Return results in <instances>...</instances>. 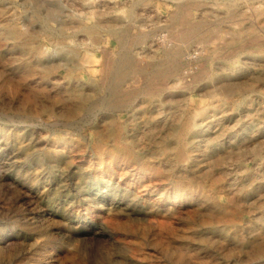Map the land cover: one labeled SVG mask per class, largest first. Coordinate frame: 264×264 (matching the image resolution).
Returning <instances> with one entry per match:
<instances>
[{
	"label": "rangeland",
	"instance_id": "obj_1",
	"mask_svg": "<svg viewBox=\"0 0 264 264\" xmlns=\"http://www.w3.org/2000/svg\"><path fill=\"white\" fill-rule=\"evenodd\" d=\"M99 2L103 40L81 0H0V264H264V0Z\"/></svg>",
	"mask_w": 264,
	"mask_h": 264
},
{
	"label": "bare ground",
	"instance_id": "obj_2",
	"mask_svg": "<svg viewBox=\"0 0 264 264\" xmlns=\"http://www.w3.org/2000/svg\"><path fill=\"white\" fill-rule=\"evenodd\" d=\"M77 1V0H76ZM94 1V0H93ZM93 1H91V0H81V4H80V6H81V8L77 11L78 13H75L74 15H76V18L78 19V24H80V31H82V32H84V33H86L87 35H89L88 37H90V36H93V35H95L96 36V38L97 39H102V35L100 34V32H99V29H100V27H101V25L100 24H94V25H87V23L85 22L86 20L88 21V20H90V18L91 17H93V16H95V15H97V16H99V15H103L104 13V11H105V6H104V4H102V3H100L99 2V0H97V2L95 3V2H93ZM96 1V0H95ZM32 3V2H31ZM72 3H73V1H72ZM111 3V2H110ZM39 4V3H38ZM71 4V3H70ZM26 6V5H25ZM54 6V7H53ZM34 7V6H33ZM69 7H70V5H69ZM100 8V10H97V8ZM187 8V7H186ZM48 10H47V14L45 15V17H47L46 19H45V21L46 22H48V21H50V20H54L55 19V17L53 18V13L55 12V11H58L59 9H60V6H57V5H55V4H51V7L48 5V8H47ZM87 10V11H86ZM180 10V9H179ZM185 10V9H184ZM183 10V11H184ZM106 11H107V9H106ZM187 11V10H186ZM39 12V11H38ZM46 12V11H45ZM2 14V13H1ZM183 15V14H182ZM181 15V16H182ZM185 15V14H184ZM183 15V16H184ZM44 15H42L41 16V14H38V17H43ZM180 16V17H181ZM189 16V15H188ZM101 18V17H100ZM178 19V18H177ZM188 19V18H187ZM85 20V21H84ZM101 20V19H100ZM104 20V19H103ZM180 20H182V19H180ZM7 21V20H6ZM177 21V20H176ZM175 21V22H176ZM44 22V21H43ZM42 22V23H43ZM181 22V21H180ZM46 24V23H45ZM105 24V23H104ZM111 24V23H110ZM109 24V25H110ZM11 26V25H10ZM48 26V25H47ZM66 26V20L65 19H62V20H60V21H58V23H57V26H56V28H49L48 29V31L51 33V34H54V35H56L57 36V39H58V41L59 42H62L63 41V39H69L68 37V35H66L65 34V29H64V27ZM79 26V25H78ZM114 26V25H113ZM116 26V25H115ZM51 27V26H50ZM107 32V31H106ZM23 34L24 33H22L19 29H17V27H15V26H11V27H9L8 28V30H7V34H6V36H7V38H9L10 40L11 39H13V40H17V39H21L22 38V36H23ZM26 35V34H25ZM27 36V35H26ZM105 37V36H104ZM24 39H27V38H24ZM169 39V38H168ZM12 40V41H13ZM103 40V39H102ZM101 41V40H100ZM168 42V41H167ZM167 42H165V43H167ZM100 43V42H99ZM169 43V42H168ZM29 44H31V43H29ZM92 44V43H91ZM262 44V43H261ZM95 45V44H94ZM98 45V44H97ZM96 45V46H97ZM173 45V44H172ZM176 45V44H175ZM178 45V44H177ZM33 46H35V45H33ZM164 46H166V48L168 47V45H164ZM179 46V45H178ZM31 47V46H30ZM205 47V46H204ZM164 48V47H163ZM170 48H171V46H170ZM89 49H90V45L89 44H85V47H84V55H85V58L83 59V62H89L90 60H91V57L89 56L90 55V53L91 52H89ZM168 49V48H167ZM40 50V49H39ZM166 50V49H165ZM170 50V49H169ZM34 52V51H33ZM33 52H32V54H33ZM36 52V51H35ZM38 53H39V51H38ZM182 53V52H181ZM166 54V53H165ZM183 54V53H182ZM44 55V54H43ZM33 56V55H32ZM36 57V56H35ZM166 57V56H165ZM168 58H170V57H168ZM95 59V58H94ZM108 59V58H107ZM128 59V58H127ZM81 60V59H80ZM141 60V59H140ZM82 61H81V63H83ZM125 62V61H124ZM123 63V62H122ZM121 63V64H122ZM29 64V63H28ZM112 64V63H111ZM113 64H114V62H113ZM35 65H36V67H38V68H40V69H43V70H45V72H46V74L47 73H49V70H52V69H55V68H57L58 67V65L57 64H55V63H48L47 65H43V58L41 57V56H38L37 55V57H36V61H35ZM115 65V64H114ZM124 65V66H123ZM122 66L121 65H119V68H118V70L116 71V72H114V74H115V78H114V82H115V86H111V85H109V87H108V91H109V96L107 95V96H105V99L106 100H108L109 98H110V100H111V103H109V108H111V110L112 111H118L119 109H120V107H122L123 105L122 104H124L123 102H125V98H127V96H126V94L123 92V90H122V88H121V86H119V84L123 81V79H125V77L127 76V75H130V74H138L139 72H140V68H138V69H140V70H137V69H132L131 71H124V70H122V68L123 67H127L129 64H128V62H127V60H126V62L123 64ZM130 65H131V63H130ZM107 66V65H106ZM109 66V65H108ZM132 66V65H131ZM61 67V66H60ZM64 67V66H63ZM184 67V66H183ZM68 68V67H67ZM87 68V67H86ZM142 68V67H141ZM182 68V67H181ZM35 69V68H34ZM65 69V68H64ZM88 70H89V68H87ZM190 69V68H189ZM32 70V69H31ZM106 70V69H105ZM128 70V69H127ZM2 71V70H1ZM3 72V71H2ZM32 72V71H31ZM178 72V71H177ZM1 73V72H0ZM75 73V72H74ZM108 73V72H107ZM148 73V72H147ZM170 73V72H169ZM44 74V73H43ZM179 74V73H178ZM30 75H32V74H30ZM88 75V74H87ZM181 75V74H180ZM110 76H111V72H110ZM149 76V75H148ZM147 76V77H148ZM171 76V75H170ZM73 77V76H72ZM77 77H78V75H77ZM175 77V76H174ZM177 77H179L178 75H177ZM79 78H81V77H79ZM96 78V77H95ZM108 78H110V77H108L107 76V79ZM143 78H144V75H143ZM146 78V77H145ZM154 79V78H153ZM86 80H88V79H86ZM94 80V79H93ZM101 80V79H100ZM144 80V79H143ZM176 81H178L179 80V78H176L175 79ZM75 81V80H74ZM163 81V80H162ZM166 81V80H165ZM180 81V80H179ZM109 82V81H108ZM125 82V81H124ZM144 82V81H143ZM52 83V82H51ZM139 83H140V80L138 79V80H136V81H133L131 84H133L132 85V87L131 88H133V90H131V91H133L134 92V90H136V88H138L139 86ZM163 83V82H162ZM167 83V82H166ZM74 84V83H73ZM98 84V83H97ZM102 84V83H101ZM103 84L104 85H106L107 84V80L105 79L104 81H103ZM172 84V83H171ZM152 85H153V83L151 84H149V86L145 89V92H146V94H151V93H154V90H156V88H154V87H152ZM181 85H183V84H181ZM180 85V86H181ZM96 86V85H95ZM104 87V86H103ZM176 87V86H175ZM184 87V86H183ZM182 87V88H183ZM217 87V86H216ZM83 88V86H81V87H79V89H77V90H73V93H72V95H73V97H76L77 99H79V101L81 100V99H85V96H87V94L84 92V90L82 89ZM87 88V87H86ZM107 88V87H106ZM128 88V87H127ZM130 88V89H131ZM168 88V87H167ZM170 88V87H169ZM179 88V87H178ZM181 88V89H182ZM240 88H242V87H240ZM170 89H172V88H170ZM243 89V88H242ZM107 90V89H106ZM233 90V89H232ZM71 91V90H70ZM141 91H143V90H141ZM183 91V90H182ZM243 91V90H242ZM87 92V91H86ZM125 92H126V90H125ZM137 92V91H136ZM159 92V91H158ZM234 92V91H233ZM38 93V92H37ZM104 93V92H103ZM246 93V92H245ZM157 94V93H156ZM161 94V93H160ZM233 94V93H232ZM128 95H130V94H128ZM132 95V94H131ZM134 95V94H133ZM137 95V94H136ZM153 95V94H152ZM228 95H229V93H228ZM145 97V96H144ZM148 97V96H147ZM246 97V96H245ZM129 98V97H128ZM151 98V97H150ZM181 98V97H180ZM186 98V97H185ZM101 99V98H100ZM99 99V100H100ZM133 99V98H132ZM138 99V98H137ZM67 100V99H66ZM135 100V99H134ZM149 100V99H148ZM247 100V99H246ZM129 101V100H128ZM108 102V101H107ZM129 103V102H128ZM131 103V102H130ZM146 104V103H145ZM188 104V103H187ZM104 105V104H103ZM107 104H105V106H106ZM122 105V106H121ZM134 105V104H133ZM139 105V104H138ZM218 105V104H217ZM127 106V105H126ZM126 106H125V108H126ZM191 106V105H190ZM214 106V105H213ZM216 106V105H215ZM130 107H131V105H130ZM108 108V109H109ZM134 108V107H133ZM140 108V107H139ZM200 108V107H199ZM207 108V107H206ZM205 108V109H206ZM141 109V108H140ZM185 109H187V108H185ZM210 109V108H209ZM198 110V109H197ZM228 110V109H227ZM41 111V110H40ZM120 111V110H119ZM183 111V110H182ZM199 111V110H198ZM197 111V112H198ZM44 112V111H43ZM133 112V111H132ZM158 112V111H157ZM186 112V111H185ZM196 112V113H197ZM206 112H207V109H206ZM187 113V112H186ZM201 113V112H200ZM182 114V113H181ZM192 114V113H191ZM80 115V114H79ZM165 115V114H164ZM173 115V114H172ZM175 115V114H174ZM173 115V116H174ZM187 115V114H186ZM186 115H184L183 114V116H186ZM149 116V115H148ZM182 116V115H181ZM195 116V115H194ZM198 116H199V114H198ZM226 116V115H225ZM153 117H155L154 115H153ZM163 118V117H162ZM168 118H169V116H168ZM182 118V117H181ZM136 119V118H135ZM194 119H196V118H194ZM137 120V119H136ZM161 120V119H160ZM175 120V119H174ZM188 120H190V119H188ZM171 122V121H170ZM201 122V121H200ZM221 122V121H220ZM150 123V122H149ZM152 123V122H151ZM134 124H136V123H134ZM159 124V123H158ZM179 124H180V122H179ZM256 124V123H255ZM119 125H120V123H119ZM188 125V124H187ZM159 126V125H158ZM157 126V127H158ZM213 126V125H212ZM222 126V125H221ZM115 127V126H114ZM118 127V126H117ZM133 127V126H132ZM164 127V126H163ZM178 127V126H177ZM176 127V128H177ZM123 128H124V126H123ZM135 128V127H134ZM155 128V127H154ZM160 128V127H159ZM182 128V127H181ZM183 128H185L184 126H183ZM262 128V127H261ZM156 129V128H155ZM154 129V130H155ZM165 129V128H164ZM186 129V128H185ZM184 129V130H185ZM254 129H256V128H252V130H254ZM183 130V129H182ZM203 129L202 128H200L199 127V129L198 130H196V133H198V134H200V132L202 131ZM133 131V130H132ZM151 131V130H150ZM188 131V130H187ZM214 131V130H213ZM100 131H98V134H100L99 133ZM113 132V131H112ZM142 132V131H141ZM147 132V131H146ZM182 132V131H181ZM185 132H186V130H185ZM260 132H264V129H261L260 131H258V133L260 134ZM154 133V132H153ZM152 133V134H153ZM228 133V132H227ZM175 134V133H174ZM177 134V133H176ZM180 135V134H179ZM125 136H127V134L125 135ZM178 136V135H177ZM177 136H175V138L177 137ZM183 136H185V135H183ZM196 136V135H195ZM198 136V135H197ZM213 136V135H212ZM235 136V135H234ZM121 137V136H120ZM151 137V136H150ZM179 137V136H178ZM227 137V136H226ZM138 138V137H137ZM149 138V137H148ZM210 138H211V136H210ZM213 138V137H212ZM123 139H124V137H123ZM202 139V138H201ZM125 140V139H124ZM187 140V139H186ZM167 141V140H166ZM183 141V140H182ZM223 141V140H222ZM221 141V142H222ZM117 142V141H116ZM116 142H114V143H116ZM120 142V141H119ZM127 142V141H126ZM176 142V141H175ZM227 142V141H226ZM264 142V141H263ZM161 143V142H160ZM159 143V144H160ZM183 143V142H182ZM100 144V143H99ZM104 144V143H103ZM102 144V145H103ZM120 144V143H119ZM127 144V143H126ZM164 144V143H163ZM209 144V143H208ZM207 144V145H208ZM138 145V144H137ZM162 145V144H161ZM133 146V145H132ZM159 146V145H158ZM158 146L156 147V148H158ZM168 146V145H167ZM182 146H184V145H182ZM103 147V146H102ZM118 147V146H117ZM125 147V146H124ZM127 147H128V144H127ZM139 147V146H138ZM145 147V146H144ZM163 147H165V146H163ZM162 147V148H163ZM229 147V146H228ZM141 148V147H140ZM161 148V147H160ZM167 148V147H166ZM237 148V147H236ZM46 149V148H45ZM51 149V148H50ZM147 149V148H146ZM184 149V148H183ZM206 149V148H205ZM204 149V150H205ZM208 149H210V148H208ZM31 150V149H30ZM37 150V149H36ZM119 150H121V149H119ZM149 150V149H148ZM226 150V149H225ZM235 150H238V148L237 149H235ZM56 151V150H55ZM125 151V150H124ZM128 151V150H127ZM164 151V150H163ZM171 151V150H170ZM184 151V150H183ZM186 151V150H185ZM203 151V150H202ZM256 151V150H255ZM46 152V151H45ZM182 152V151H181ZM191 152V151H190ZM216 152V151H215ZM239 152V151H238ZM35 153V152H34ZM37 153V152H36ZM40 153V152H39ZM47 153V152H46ZM50 153H57V151L56 152H54V150L52 151V152H50ZM59 153V152H58ZM140 153V152H139ZM174 153V152H173ZM61 154V153H60ZM126 154V153H125ZM130 154V153H129ZM162 154V153H161ZM187 154V153H186ZM241 154V153H240ZM256 154V153H255ZM41 155V154H40ZM49 155V154H48ZM150 155H151V152H150ZM149 155V156H150ZM185 155V154H184ZM208 155H210V154H208ZM223 155V154H222ZM227 155H229V154H227ZM242 155V154H241ZM244 155V154H243ZM144 156V155H143ZM169 156V155H168ZM181 156L182 155H180L179 157H178V161H177V164H179V162L180 161H182V160H184V159H181ZM38 157V156H37ZM44 157H45V155H44ZM54 157V156H53ZM129 157V156H128ZM134 157V156H133ZM132 157V158H133ZM176 157V156H175ZM188 157V156H187ZM223 157V156H222ZM145 158V157H144ZM168 158V157H167ZM228 158H230V157H228ZM248 158V157H247ZM148 159V158H147ZM171 159H172V157H171ZM176 159V158H175ZM180 159V160H179ZM188 159V158H187ZM59 161V160H58ZM141 161V160H140ZM219 161V160H218ZM217 161V162H218ZM164 162V161H163ZM227 162V161H226ZM225 162V163H226ZM241 162V161H240ZM146 163H147V161H146ZM164 163H166V162H164ZM221 162H219V164H220ZM145 164V163H144ZM185 164V163H184ZM166 165V164H165ZM196 165V164H195ZM208 165V164H207ZM158 166V165H157ZM217 166V165H216ZM169 167V166H168ZM171 167V166H170ZM160 168V167H159ZM183 168V167H182ZM180 169V168H179ZM217 169V168H216ZM203 170H206V169H203ZM225 171V170H224ZM203 172V171H202ZM207 172V171H206ZM142 173H143V171H142ZM145 173V172H144ZM169 173V172H168ZM158 174V173H157ZM181 174V173H180ZM204 174V173H203ZM138 175V174H137ZM145 175V174H144ZM188 175V174H187ZM187 175H185V176H187ZM214 175V174H213ZM201 176V175H200ZM134 177V176H133ZM142 177V176H141ZM219 177V176H218ZM174 178V177H173ZM223 178V177H222ZM171 180V179H170ZM180 180V179H179ZM196 180V179H195ZM4 182V181H3ZM144 182V181H143ZM179 182V181H178ZM229 182H231V180H229ZM182 183V182H181ZM160 184V183H159ZM175 184V183H174ZM178 184V183H177ZM183 184H184V181H183ZM185 184H187V182L185 183ZM184 184V185H185ZM198 184V183H197ZM188 185V184H187ZM241 185V184H240ZM181 186V185H180ZM179 186V187H180ZM200 186V185H199ZM148 187H150V186H148ZM202 187H203V185H202ZM229 187H231V186H229ZM143 188V187H142ZM230 189V188H229ZM250 189H252V188H250ZM186 191V190H185ZM236 191V190H235ZM233 192V191H232ZM232 192H231V194H232ZM249 192V191H248ZM180 193H182V192H180ZM186 193V192H185ZM237 193V192H236ZM243 194V193H242ZM245 195V194H244ZM183 196V195H182ZM193 196V195H192ZM234 196V195H233ZM137 197V196H136ZM148 197V196H147ZM211 197V196H210ZM144 198V197H143ZM152 198V197H151ZM172 198V197H171ZM142 199V198H141ZM194 199V198H193ZM229 199V198H228ZM233 199V198H232ZM231 199V200H232ZM171 200V199H170ZM192 200V199H191ZM187 201V200H186ZM229 201H230V199H229ZM168 202V201H167ZM178 202V201H177ZM215 202V201H214ZM232 202V201H231ZM172 203V202H171ZM176 203V202H175ZM203 203V202H202ZM239 203V202H238ZM218 204V203H217ZM169 205V204H168ZM230 205V204H229ZM249 206V205H248ZM174 207V206H173ZM204 207V206H203ZM207 208V207H206ZM227 208V207H226ZM225 208V209H226ZM229 208V207H228ZM212 210V209H211ZM219 210V209H218ZM230 210V209H229ZM234 210V209H233ZM203 211V210H202ZM221 211V210H220ZM171 212V211H170ZM173 212V211H172ZM207 212V211H206ZM209 212V211H208ZM233 212V211H232ZM201 213V212H200ZM199 213V214H200ZM204 213V212H203ZM195 214V213H194ZM202 214V213H201ZM211 214V213H210ZM226 214V213H225ZM232 214V213H231ZM207 215H208V213H207ZM217 215V214H216ZM169 216H171V215H169ZM211 216H213V215H211ZM214 217V216H213ZM221 217V216H220ZM235 217V216H234ZM233 218V217H232ZM154 219V218H153ZM158 219V218H157ZM209 219V218H208ZM213 219V218H212ZM216 219V218H215ZM161 220V219H160ZM172 220V219H171ZM205 220V219H204ZM219 220V219H218ZM208 221V220H207ZM225 221V220H224ZM227 221V220H226ZM155 222V221H154ZM165 222V221H164ZM202 222H204V221H202ZM221 222V221H220ZM222 223V222H221ZM166 224V223H165ZM170 224V223H169ZM168 224V225H169ZM198 225V224H197ZM167 226V225H166ZM237 226V225H236ZM158 228V227H157ZM160 228V227H159ZM218 228V227H217ZM219 229H220V227H219ZM221 230V229H220ZM233 230V229H232ZM173 232V231H172ZM226 232V231H225ZM252 232V231H251ZM169 233V232H168ZM249 233V232H248ZM254 233V232H253ZM171 234V233H170ZM169 235V234H168ZM232 235V234H231ZM172 236V235H171ZM184 236V235H183ZM257 236V235H256ZM199 237V236H198ZM197 237V238H198ZM206 237H208V236H206ZM237 237H239V235L237 236ZM184 238V237H183ZM199 238H201V237H199ZM210 238V237H209ZM215 238V237H214ZM240 238V237H239ZM244 239H245V237H243ZM254 238V237H253ZM257 238V237H256ZM192 239V238H191ZM208 239V238H207ZM234 239V238H233ZM250 239H252V238H250ZM183 240V239H182ZM184 240H185V238H184ZM188 240V239H187ZM193 240H195V239H193ZM192 240V241H193ZM203 240V239H202ZM205 240V239H204ZM210 240V239H209ZM217 240V239H216ZM240 240V239H239ZM246 240V239H245ZM254 240V239H253ZM166 241V240H165ZM199 241V240H198ZM197 241V242H198ZM211 241V240H210ZM262 241V240H261ZM215 242V241H214ZM221 242V241H220ZM134 243V242H133ZM166 243V242H165ZM211 243V242H210ZM257 243H258V239H257ZM262 243H264L263 241H262ZM183 245V244H182ZM182 245L180 246V247H182ZM216 245H218V244H216ZM216 245H214V246H216ZM222 245H223V243H222ZM183 246H186V245H183ZM219 246V245H218ZM232 246V245H231ZM262 246V245H261ZM174 247V246H173ZM227 247V246H226ZM235 247V246H234ZM213 248V247H212ZM216 248V247H215ZM249 248V247H248ZM175 249H176V247H175ZM174 249V250H175ZM182 249V248H181ZM184 249H185V247H184ZM187 249V248H186ZM235 249H237V248H235ZM240 248H238V250H239ZM263 249V248H262ZM190 250V249H189ZM228 250V249H227ZM230 250V249H229ZM248 250V249H247ZM251 250V249H250ZM260 250V249H259ZM173 251V250H172ZM176 251V250H175ZM191 251H193V250H191ZM237 251V250H236ZM253 251V250H252ZM148 252V251H147ZM230 252V251H229ZM258 252V251H257ZM262 252V251H261ZM180 253V252H179ZM197 253V252H196ZM245 254H247L246 252H244ZM227 254V253H226ZM231 254H233L232 252H231ZM244 254V255H245ZM260 254V253H259ZM145 255V254H144ZM173 255V254H172ZM175 255V254H174ZM251 255V254H250ZM249 255V256H250ZM227 256H228V254H227ZM261 256V255H260ZM163 257V256H162ZM174 257V256H173ZM177 257V256H176ZM175 257V258H176ZM241 257V256H240ZM132 258V257H131ZM246 258V257H245ZM243 260H245V259H243ZM241 264V263H240Z\"/></svg>",
	"mask_w": 264,
	"mask_h": 264
}]
</instances>
